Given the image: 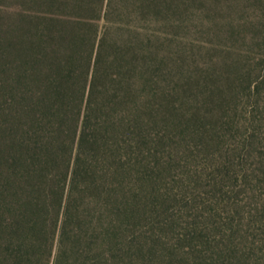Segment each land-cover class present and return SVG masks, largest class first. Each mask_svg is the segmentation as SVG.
Instances as JSON below:
<instances>
[{"label":"trees","instance_id":"obj_1","mask_svg":"<svg viewBox=\"0 0 264 264\" xmlns=\"http://www.w3.org/2000/svg\"><path fill=\"white\" fill-rule=\"evenodd\" d=\"M19 1L0 51V264H134L181 2Z\"/></svg>","mask_w":264,"mask_h":264},{"label":"rangeland","instance_id":"obj_2","mask_svg":"<svg viewBox=\"0 0 264 264\" xmlns=\"http://www.w3.org/2000/svg\"><path fill=\"white\" fill-rule=\"evenodd\" d=\"M179 2L132 263L264 264V0ZM20 8L0 0V51Z\"/></svg>","mask_w":264,"mask_h":264}]
</instances>
